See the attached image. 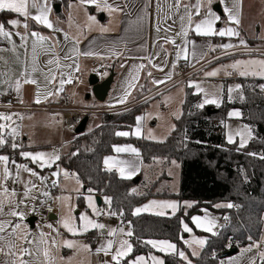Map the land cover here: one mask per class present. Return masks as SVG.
I'll use <instances>...</instances> for the list:
<instances>
[{
	"label": "snow or ice",
	"instance_id": "snow-or-ice-1",
	"mask_svg": "<svg viewBox=\"0 0 264 264\" xmlns=\"http://www.w3.org/2000/svg\"><path fill=\"white\" fill-rule=\"evenodd\" d=\"M74 5L78 8H85L86 6H95L98 11L107 12L109 16L115 19L116 15L121 13L129 15L130 13L126 10L131 6L125 3L123 6L117 2V0H73L67 7L72 9ZM224 5L223 15L218 14L215 10V6ZM147 7V5L145 6ZM241 0H231V6H228L227 0H171V3H167V11L164 10L163 6L158 3L157 8L160 11V16L158 17V23L156 25V32L160 33L164 31L165 33L172 30V24H175L176 17L180 21L179 31L175 32L173 36H164L163 40L165 43L173 45L176 49V59H184L189 62V45L195 48L194 41L188 39L189 33H194L199 37H240L241 33L238 30L241 25ZM54 11L53 0H0V13L14 14V18H10L6 21L0 20V40H5L11 47L9 49L0 48V67H6L9 65L10 60L3 55L5 51L12 54L14 61L16 63L21 62V55L25 57L24 70L18 73H14V70L8 68L7 71L0 72V96L8 95V91L3 89V85H10L14 87V91L17 94V98L20 103H23L21 97V90L24 85H35L36 94L34 103L40 104L42 102V91L40 87V82L34 78L33 73L40 72L45 81V88L43 91V100H47L49 97L58 96L60 92L64 90L66 84H72L74 82V73L80 71V65L77 63L76 58L80 55L83 56H98L101 57L99 53H93L91 51H86L81 53L77 45L79 40L76 39L73 43V47L66 53L63 58L55 56V48L58 47L59 41L53 36L42 35L39 31L34 30L33 25H39L43 28L50 29L52 32H63L65 40L72 39L67 32L60 27H57L56 21L51 19V15ZM143 11V10H142ZM226 17V20H225ZM69 23L73 22L71 12H69ZM144 17L139 16L137 20L133 23H142ZM171 20L172 24H168ZM86 27L88 30H92L93 26L98 25L97 17L94 15L86 16ZM218 22H226V27L217 28ZM164 25H167L166 27ZM99 31L101 33L109 32L110 28L103 25H98ZM22 29V31H21ZM14 37L19 38V43L14 39ZM177 37L180 38L182 43H177ZM264 39V38H262ZM162 51L163 45H159ZM210 50L215 52L217 48L222 49L224 55L231 54L229 50H236L238 48H244L248 51L247 42L244 39L239 40V44L233 43H222L215 46H209ZM23 49V53L20 52ZM53 54V59H49L46 62L48 67L47 72H44L38 66V58L42 54ZM161 53H155L159 56ZM192 56H196L195 51H192ZM123 55L121 52L113 50L111 56L120 57ZM206 53H201L200 59ZM219 57H217L218 59ZM70 60L72 63L64 65L61 60ZM141 60H146L147 65L140 63L138 65L132 66V71L129 73V77L125 80L123 94L117 99L118 104H126L129 97L132 95V89L139 87L144 88L143 84H139L140 73L145 70L149 65L153 68L163 71V68L153 63L151 57L144 56L140 57ZM55 65V69L59 70L64 67L71 69V71L65 73L60 71L57 73L51 65ZM121 67H124L121 64ZM172 67H176V63L173 62ZM227 69H231L228 71ZM224 71L225 76L238 75L240 77H260L264 79V59H249V60H235L232 64L225 66L223 69H214L212 71H205V77H215L221 71ZM57 74H59V87L55 91L48 88L49 85L57 80ZM148 77H152V72H147ZM173 77L172 72L166 73V80H171ZM151 83L153 85H159L165 83V80L152 79ZM187 87L194 88L197 94H203L202 102L195 105L198 109H203L206 105H215L217 108L221 107V93L224 91V85L213 86L216 88L215 92H209L201 86L200 83L189 81ZM259 90L264 93V83L260 84ZM242 85L237 83L233 86L227 87V100L231 102L233 100V93H241ZM239 99L243 101L245 96L241 93ZM183 103V101H181ZM10 106V105H9ZM228 117H241L242 113L237 110L229 111ZM14 117L23 120L24 117L20 113L16 112H3L0 111V148L10 147L13 150L21 149L19 151L20 157L30 161L31 164L36 165L40 169L52 168L57 161L61 159L58 149H53L51 153L38 151L30 152L24 151L23 145L17 143V137L20 136L19 125L13 127L15 123ZM147 118V115L136 117V126L131 132L117 131L115 135L117 137H127L129 135L136 136L137 138L145 139H156L151 129H149L147 136L142 137V123ZM180 116L176 115V119ZM223 123V121H222ZM228 128L226 133V142L229 145L236 144L237 152L245 149L249 142L255 137L253 135L252 127L248 124L242 125L238 130H233L230 125L225 124ZM175 126L173 125L170 131H174ZM236 137H239L237 142ZM162 142V141H160ZM199 143V142H198ZM112 151L116 154L130 153L135 157H140V152L137 148L132 145H113ZM249 156H256V153L249 152ZM73 156L77 155L76 152L72 153ZM261 160H264V155L259 156ZM15 166L16 175L13 176L9 165ZM173 165H176V161H172ZM104 170L108 173L114 170L123 179H131L135 176L140 168L131 160L120 159L118 156H105L103 158ZM178 166V165H176ZM28 173L30 177L39 180L41 185L48 180L47 176H41L33 168L29 167L27 163H16L15 160H11L9 155L0 154V264H57L59 259L60 264H65V258L62 256H57V251L60 248L74 249L76 251H83L88 254H92L93 249L87 243H80L69 239L57 240V236H60V231L58 228L54 227L52 224H48L47 227L50 229L49 232H44L41 230L39 234H34L30 229L26 220V213L23 208L28 207V201H37L38 197L34 195V190L37 189V185L33 179L27 181L20 180V173ZM53 177H58L63 175L68 178L70 175L72 178L76 179V183L79 186L75 191L79 192L80 188H83V184L80 182L79 178L75 173L69 174L67 171L59 168L57 165V170L51 173ZM11 180L12 183H23L24 192L23 198H17V192L15 189L9 188L8 182ZM53 187L58 185V180L53 179L51 181ZM87 192L89 195L84 196L87 201V206L92 210V216H110V217H123L125 213L121 210L119 213L111 210L112 198L105 196L104 203L108 205L107 210L100 209L96 206V200L90 193L93 189L88 188ZM140 194L137 189L133 188L130 195ZM41 195L44 197H49L47 191H42ZM57 201L62 204L70 200V197H56ZM44 203V201H41ZM194 204L191 202H184L181 205L177 201H157L151 200L148 203L136 207L132 211V216L138 217L142 213H150L158 217H164L170 215L175 217L177 212L183 209H191ZM214 208H233L237 207L232 203H217L213 205ZM36 209L33 207V212ZM48 211L51 212L52 208L49 207ZM74 207L69 205L66 215L61 217L60 227L66 232L70 233L72 236L82 235L89 232L90 230H100L101 235L105 237L99 247L95 248V254H103L104 257L109 259H104L100 261V264H165V260L153 254L151 251L147 255H135L136 247H149L154 249L156 252L164 253L165 255L178 256L181 261L185 264H192L188 255H186L184 250L178 248L176 243H173L167 239L157 240V239H143L141 237L135 236L134 230L132 228L131 221L128 222L127 228L123 226L119 227H107L104 223L98 222L96 219L91 218L87 213H81L79 215V224L76 223V217L72 215ZM203 216L194 215L191 217V222L197 229L203 232L210 233L212 236H217L218 233L214 231L217 227L215 217H212L207 208L201 209ZM187 215V211L184 213ZM225 220L228 219L227 216L224 217ZM180 228L183 233L191 234L193 232L192 227L185 222L183 218L179 219ZM184 245L192 247V245H197L201 249L207 244V239L205 238H195L191 240L185 239L183 236L180 237ZM250 243L246 247L240 249L238 256H230L226 260L221 259L219 264H241V259H247V264H264V237L259 241L253 240L251 236L248 237ZM232 241L225 245V247L231 248ZM193 256L199 255L195 250L192 251ZM216 258L215 252H213V259ZM67 264H71V259L67 261Z\"/></svg>",
	"mask_w": 264,
	"mask_h": 264
},
{
	"label": "trees",
	"instance_id": "trees-1",
	"mask_svg": "<svg viewBox=\"0 0 264 264\" xmlns=\"http://www.w3.org/2000/svg\"><path fill=\"white\" fill-rule=\"evenodd\" d=\"M69 0H53V4L64 7ZM61 16V12L58 14ZM264 80L241 82V93L245 99L237 97L233 102H225L217 109L195 107L200 103V96L191 88L181 107L179 119L174 121L175 130L163 142L144 138L117 137V131L130 132L135 125L136 116L142 107L125 111L121 114H108L102 118V125L95 130L82 133L71 142L68 151L61 156L64 169L75 173L83 187L93 189L92 194L112 198L111 210L125 215L117 216L121 224L131 221L135 236L143 239H167L183 248L179 219L191 224V217L207 208L219 213H226L231 224L221 229L217 236L205 234L207 244L197 257H190L192 264H218L225 250L227 238L233 235L244 242L249 236L259 239L264 219V93L259 85ZM239 109L242 120L253 129L254 139L240 152L236 144L225 142L223 131L226 113L230 109ZM199 142V143H198ZM133 144L140 150L143 164L154 159L167 162L176 161L180 165V184L177 194L154 193L146 190L140 195H130V188L135 185L134 179H121L114 173L102 168L104 156L112 154L113 145ZM10 147L0 148V153L10 152ZM77 155L73 156L72 153ZM256 153L249 156L247 153ZM152 197H173L180 201H195L193 208L177 212L176 216L158 217L150 214L132 216L135 207ZM217 203H232L236 210L229 208L214 209ZM108 206V205H107ZM195 232H198L194 229ZM95 232L89 238L91 245L95 242ZM153 252L149 247H136L135 255H146ZM213 252L216 258L213 259ZM165 264H185L178 256H163ZM259 264V263H258Z\"/></svg>",
	"mask_w": 264,
	"mask_h": 264
},
{
	"label": "crops",
	"instance_id": "crops-1",
	"mask_svg": "<svg viewBox=\"0 0 264 264\" xmlns=\"http://www.w3.org/2000/svg\"><path fill=\"white\" fill-rule=\"evenodd\" d=\"M70 2H73V0H69L64 7H61V11H60L61 16H59L53 11L51 15V19L53 21H56L57 22L56 26L62 28L64 32H67L68 35L72 39L65 40L63 32H59V33L52 32V30L43 28L42 26H39V25H33L34 30L39 31L42 35L53 36L55 37L56 40L59 41L58 47L55 48V56H58L60 58H63L66 53H69V50L73 47V43L76 39L79 40V44L77 45V47L79 48L81 53L86 52V51H91L93 53H99L101 57H105V58L101 59L95 55L94 56L80 55L78 58H76L77 63H79L80 65V71L74 73V77H75L74 82L72 84H66L64 86V90L60 92L58 96L49 97L47 100H43V91L45 88V81H44L43 75L40 72L33 73L34 78H36L40 82V87L42 91V102L40 104L34 103L35 94L37 90L35 85H24V87L21 90V97L23 99L24 104L39 105V106L47 105L50 103H58L61 101H66L67 104H69L70 106L79 107L75 105L77 104V101H79L81 98H83L84 101H86L87 103L91 102V104L88 106L98 108L99 110L102 111V113L91 115L94 118L91 122L88 132H91L95 130L96 128H99L102 125V118H103L102 116L104 115L113 114L117 112H123V111H129L134 108L142 107L140 114H138L137 116H143V115L148 116L147 110L149 109V105L151 101L152 100L154 101L157 98L164 99L166 97L165 95L171 92V89L173 88L172 84L175 83L174 80L178 76V73L176 72L177 66L181 65L183 70L187 71L189 77H191L193 72L197 69V66L199 64L206 65L205 62L214 53L213 51L210 50V47H209L210 45L212 46V44H214V46L222 44V43H233V44L238 45L239 40L242 38L247 42L248 47L264 46V45L258 44L259 42L258 40H260L258 39V32L260 30V27H259V24L257 23H254V26L252 27V29L246 31L245 33L242 30H239L241 33L240 37H235V36L234 37H219V36L199 37V36H196L194 33L190 32L188 39L194 41L195 48L193 49L192 45L188 46L189 47V62H186L182 58L180 60H177L176 55H175L176 49L174 48L173 45L165 43V41L163 40V37L166 35L173 36L175 32L179 31L180 21L178 17L175 18L176 19L175 24H172L171 20L168 21V24H172L171 31L167 33H165L164 31H161L160 33L156 32V25L158 23V17L160 16V11L157 8V4L160 3L163 6L164 10L167 11V3H171V0H117V2L120 3L122 6L125 3H127L131 7L126 10L127 12L130 13L129 15H125L121 13L119 15H116L115 19L111 18L107 12L98 11L95 8V6H86L85 8H78L74 5L72 9H68L67 5ZM192 2H194V0H192ZM227 2H228V6H231V0H227ZM109 3H112V0H109ZM241 4H242L241 21H242L243 9H246L247 11L260 10L264 12V0H241ZM146 5L147 7H145ZM223 7L224 5L215 6V10L217 11L218 14L223 15V12H222ZM69 12H71L72 19H73V22L71 24L69 23V19H68ZM89 14L97 17L98 25L109 27L110 28L109 32L101 33L99 31L98 25L93 26L92 30H88V28L86 27V23H87L86 16ZM139 16L144 17L142 23L140 24L133 23L137 20ZM10 18H14V14L0 13V20L6 21ZM225 20H226V17H225ZM164 26L166 27L167 25H164ZM226 26H227L226 22L217 23V28H224ZM14 39L17 41V43H19L18 37H14ZM263 42H264V39H263ZM177 43H182L180 38L178 37H177ZM161 44L163 45V49L166 50V52L162 51V49L159 47V45ZM10 47L11 45H9L7 41L0 40V48H4L7 50ZM113 50L121 52L123 55H121L120 57L111 56V52ZM23 51H24L23 49H20L21 53H23ZM192 51H195L196 56H192L191 54ZM157 52L161 54L159 56H156L155 53ZM201 53H206L203 59L199 58ZM208 54H210L209 58H207ZM3 55H5V57L10 60V63L6 67H0V72L7 71L8 68L13 69L14 73H18L24 70L23 61L25 60V57L23 55H21L20 63H16L14 61L12 54L8 51H5ZM144 56L151 57L153 60V63L160 65L163 68V71H159L158 69L153 68L149 65L145 70L141 71L140 73L139 84H143L144 88L140 89L139 87H137L135 89H132V95L131 97H129L128 102L126 104H118L117 99L123 94V88L125 86L124 82L129 77V73L132 71V66L138 65L140 63H144L147 65L146 60L139 59L140 57H144ZM49 59H53L52 53L42 54L38 58V66L41 69H43L44 72H47L48 70L49 66H46V62ZM61 62L64 65L72 63V61L70 60H63V59L61 60ZM173 62L176 63L175 68L172 67ZM121 64H123L124 67H121ZM50 67L56 70L54 64L51 65ZM99 69H102L101 73H99ZM56 71L57 73H59L60 71L67 73L71 71V69L64 67ZM148 71L152 72V77L147 76ZM110 72H113L114 74L113 81L110 86V90L104 102L100 106L99 105L97 106L95 104L96 99L92 98L91 95H89L91 91V87L88 85V77L91 74H96L100 78V80H103L109 75ZM168 72L173 73V77L171 80H166V73ZM76 74H79V76H76ZM59 79H60V76L59 74H57V80L53 83V85H49L48 88L55 91V89L59 87V83H58ZM152 79L165 80V83H162L159 85H153L151 83ZM260 80H264V79H260ZM3 89L6 91H10L12 94H14L17 97V94L15 93L13 86L3 85ZM144 107H146V111L143 110ZM150 119L146 118L142 123V128H141L142 137L145 136V132L149 131V127L146 124H148L147 122H149ZM14 121H15V126L19 125V131L21 133L22 132V127L20 124L21 120L14 117ZM135 126H136V120H135ZM134 128L132 130H134ZM129 136H132V135H129ZM133 137H136V136H133ZM150 141H155V140H150ZM16 142L23 145V150L27 149L26 143H25L26 139H23V141H20V138L17 137ZM66 143L68 144L70 143V138L67 142H62L60 144V151H61L60 156L64 154L63 152H64V147L66 146ZM118 145L119 146L132 145L133 147L137 148L133 144H127V143L118 144ZM20 150L21 149H17V150H12L10 152H4L0 154L10 156L13 153L14 157L10 156L11 160H15L16 163H27L29 167L33 166L31 163H28L26 159L20 157L19 155ZM111 155L118 156V158L120 159L131 160L139 166L140 171L135 176L131 177V179H134L137 181L135 182V185L130 188L129 190L130 193H131V190L135 188L137 189L138 193L142 194L146 190L153 189L152 187H154L153 189L154 193H159V194L161 193L177 194L178 193L179 184H180V170H179V175H178L179 182L174 187L175 189L170 190L169 186L173 180V178L171 177L172 174L170 172L171 170L174 169L173 167H175L176 170L178 166L180 168L179 163L176 162V165H178L176 166L172 164V161L167 162L162 159H154L152 162L148 164H143L140 157L137 158L133 154H130V153L116 154L112 152ZM9 166H14V165L10 164ZM102 168L104 169L103 159H102ZM51 169L55 170L56 165ZM62 169L67 171L68 173L70 172L64 168ZM46 170H47L46 168L43 170L44 171L43 176H46V175L49 176V173L45 172ZM143 171L145 172L144 175H143ZM113 173L116 174L119 178H121L115 170L113 171ZM147 176H149V179L146 178ZM58 179L60 181V188H61V186L63 187L65 185L62 181L63 175H60V177L58 176ZM52 180L53 179L48 178V180L45 181L43 184V186L45 185L46 191L48 193H49L50 187L52 186L51 184ZM34 181L35 183H38V184L40 183L39 180L34 179ZM74 183H76V181H74ZM23 186L24 185L20 183H17L14 185V189L17 192V198H23V195L21 193V189ZM75 193H72V194H75ZM63 194L64 192L62 193V195ZM140 194H132V195H140ZM62 195L60 197H62ZM76 195L78 196L76 198L77 205L84 206V196L89 195L87 190L83 192V188H80V193L78 194L76 193ZM90 195H92L93 198H95L96 196L92 193H90ZM44 198L45 197L41 195L38 197L37 201H28V207L23 208L22 206V210L25 211L26 219L28 221L26 222L25 220V223L28 224L29 229L31 231H33L34 229L33 226L35 223L33 222H35L34 221L35 218L36 220H41L43 223L52 224L56 228H58V225L60 224L59 211L61 208V202L57 201L58 209L55 213L46 214L41 207L42 206L41 201H43ZM151 200L177 201L181 205H183L184 202H191L193 204H196L195 201H188V200L180 201L173 197H152L150 199H147L145 202H143L138 207L148 203ZM101 204L104 205L102 197H101ZM33 207L36 209L35 212H33ZM214 209L217 210L220 208H214ZM182 210L185 213V211L189 209L182 208ZM208 211L216 219L217 227L215 228L214 231L218 232L220 229L219 228L220 217L221 215L225 213H219L213 210H208ZM76 213H78V211H76ZM142 214H150V213H142ZM45 215H47L48 217H45ZM167 216H171L170 212H169V215ZM109 221L115 224L122 225L117 216L111 217ZM124 225L126 227L128 226L126 224ZM59 231H60V228H59ZM92 232L93 231L89 232V235H88L89 237ZM61 236L62 234L60 236H57V240H59ZM95 237H96V234H95ZM65 253H67V250L65 251ZM237 253L238 251L235 254L230 255V256H238L239 254ZM230 256L220 258L218 261V264L221 259L226 260ZM241 264H247L246 257L241 259Z\"/></svg>",
	"mask_w": 264,
	"mask_h": 264
},
{
	"label": "rangeland",
	"instance_id": "rangeland-1",
	"mask_svg": "<svg viewBox=\"0 0 264 264\" xmlns=\"http://www.w3.org/2000/svg\"><path fill=\"white\" fill-rule=\"evenodd\" d=\"M254 23L259 24V27H260V30L258 32V39H260V40H258L259 41L258 44L264 45V42L262 39V38H264V12L260 11V10H258V11H250V10L247 11L246 9H243L242 21H241V25H240L238 30H242L245 33L246 31L252 29V27L254 26ZM212 46H214V44H212ZM241 48H239V49H241ZM257 48L263 49L264 46H260ZM219 50L223 51L222 49H219ZM209 57H210V54L207 55V58H209ZM249 59H264V57L261 55L253 54L252 51H249L248 53H241V52L237 51V52H234L232 54L225 55L221 58H218L217 60H213L209 63H206V65H203V64L200 65L199 64L198 65L199 67L197 66V69L193 72V74L191 75V77L189 79H187L185 81L179 80V81H176L174 84H172L173 88L171 89V92L167 93V95H165L166 97L164 99L163 98H161V99L157 98L154 101L152 100L150 105H149V109L147 110V113H148L147 119H150V118H152V119H150V121L147 122L148 124H146V125L149 127V129L152 130L156 139H148V140H155V142H160V141L163 142V141H165L167 136L171 133L170 129L174 125V120L176 119V115H179V116L181 115V107H182L181 101H184V98L186 95V90L189 88V87H187V84L189 81L200 83L201 86L203 88H205L206 90H208L209 92H215L216 91V88L213 86L224 85V91H223V93H221V101H222L221 106H222L223 103L228 102V100H227V87L228 86H233L237 83L241 84V82H243V81L260 80L261 79L260 77H253V76H248V77H240L238 75L225 76L223 70L215 77H205L204 76L205 71H212L214 69H223L225 66L232 64L235 60H249ZM227 70L231 71V69H227ZM191 89H192L194 94H197L196 90L194 88H191ZM240 94L241 93H235L234 92L233 93V100H235L237 97H239ZM89 95H91V97L94 98L91 91H90ZM198 95L200 96V102H202L203 94L201 93ZM233 100L231 102H233ZM95 102H96L95 104L97 106L98 105L100 106L103 103V102H98V101H95ZM90 104H91V102L87 103L86 101H84L83 98H81L79 101H77V104L75 106L89 107L88 105H90ZM206 106L208 108L217 109V107L215 105H206ZM143 110L146 111V107H144ZM233 110L240 111L239 109H233V108L228 110L226 113V116L223 120V124L224 125L225 124L230 125L231 128L235 131V130L240 129L242 127V125L247 124V123H245L242 120V115L239 118L228 117V115H227L228 112L233 111ZM123 112H125V111H123ZM123 112H117V113H113V114H121ZM23 117H24V119L20 121V124L22 127V132L20 133L19 138H20V141H23V139H26L25 143H26L27 149L24 151H30V152L43 151V152L51 153L53 151V149H58L59 154L61 155L60 144L62 142H67L70 138V143L69 144L66 143V146L64 147L63 153L65 154L68 151L71 142H73L78 136L77 134L74 133V129H67L65 131H61L57 117L49 115L45 112L40 111V112H35V113H28V114H25ZM93 118H94L93 116L88 117L85 133L88 132ZM12 126L15 127V123ZM228 130L229 129L224 126L223 135H224L225 142H226V133L228 132ZM147 133L148 132H145V136H147ZM236 140L238 142L239 137H236ZM12 150L13 149H11L10 151H12ZM10 156L14 157V154L12 153ZM27 162L30 163V161H28V160H27ZM57 163L58 162H56V164L53 165V167L56 165L55 170H52L51 168H46L47 170L45 172L49 173V176L46 175L48 178L58 179V177H53L51 175V173L53 171L57 170ZM32 165L33 166H31V168H33V170L37 171L41 176H43V174H44L43 170L44 169H40L34 164H32ZM9 167H10V170L12 171L13 176H15L16 175L15 167L14 166H9ZM173 168H174L173 170L170 169L171 172L169 170V172L172 174L171 177L173 178L172 183L169 186L170 190H174L175 189L174 187L179 182V176L178 175H179L180 168H179V166L177 167V170L175 169V167H173ZM144 173L145 172L143 171V175H144ZM70 178L71 177L65 178L63 176V179H62L63 183L65 184L63 187L61 186L62 191L64 192L62 197H70V200H68L67 202H64L63 204L61 203V208L59 211V220H61L62 216L66 215L68 206L71 205L74 207V211L72 212V215L74 217H76V223L77 224H79V215L81 213H87L91 218L96 219L98 222L104 223L109 228L119 227V226H123V227L127 228L124 224L119 225V224H115L113 222H110L109 221L111 219L110 216H100V217L92 216V210L87 206V201L85 199H84V206H78L76 203V198L78 197L76 195V193L78 194V193H80V191L79 192L75 191V188L76 187L78 188L79 186L76 183H74L73 178H71V179ZM146 178L149 179V176H147ZM29 179L34 180L35 178L30 177L28 173H23V172L20 173V180L21 181H27ZM8 184H9V188L11 190V189H14V185L17 183H12L10 180L8 182ZM20 184H23V183H20ZM36 185H37V189L34 190L33 194L36 195L37 197H39V196H41L42 191H46V187H45V185L44 186L41 185V183H39V184L36 183ZM23 192H24V186L21 189L22 195H23ZM72 193H75V194H72ZM103 202H104V198H103ZM104 205H106V204L104 203ZM96 206L101 209V207L98 206L97 203H96ZM76 211H78V213H76ZM150 215H152V214H150ZM194 215L203 216L204 214L202 212V213H198V214H194ZM45 217H48V216L45 215ZM212 217H214V216H212ZM34 221L35 222H33V223H35V224L33 226L34 229L32 231L34 234L38 235L41 230H43L44 232L50 231V229L47 227V225H48L47 223H43L41 220H36V218ZM26 222H28L27 219H26ZM54 222H56V221H54ZM263 223H264V219H263ZM191 224H192V222H191ZM192 226L198 232H195L194 229L192 228L193 232L191 234L186 233L187 236L185 237V239L191 240L193 237L206 239L205 234H210V233L203 232L200 229H197L195 227V225H193V224H192ZM59 228H60V232L62 234L61 238L73 240V241L80 242V243H87L93 249L92 254H88L86 252L76 251L74 249L60 248L56 254L58 257L62 256L65 258V264H67V261L69 260V258L71 259V264H100V261H102L104 259H109L108 257H104L103 254H100L99 256L95 254V248L99 247L100 243H102L103 240L105 239V237L101 235L100 230H90V231L95 232V234H96L95 242L93 245H91V243L84 241L85 237L90 238L88 236L90 231L87 233H84L82 235L72 236L70 233L66 232L63 228H61L60 224L58 225V229ZM262 237H264V224H263V228H262V232H261V235L259 237V240ZM61 238H59V240ZM180 249L185 251V253H186V255H188L189 259H190V257H196V256L192 255L193 250L197 251L198 253H200V251L202 250L197 245H192V247H189V246L184 245V244H183V248H180ZM240 249L238 250L237 254H239ZM66 250H67V253H65ZM152 250H153V252H152L153 254L157 255L158 257H160L162 259H163V256H165L164 253L156 252L154 249H152ZM57 264H60L59 259L57 260Z\"/></svg>",
	"mask_w": 264,
	"mask_h": 264
},
{
	"label": "built area",
	"instance_id": "built-area-1",
	"mask_svg": "<svg viewBox=\"0 0 264 264\" xmlns=\"http://www.w3.org/2000/svg\"><path fill=\"white\" fill-rule=\"evenodd\" d=\"M248 49H251L253 54L261 55L264 57V48L262 49V48H257V47H248ZM237 51H239L241 53H248L249 52L248 50H246L244 48L236 49V50H229V52L231 54L234 52H237ZM223 56H225L224 52L220 51L219 49H216V51L212 54V56L205 63H209L213 60H217V57L221 58ZM101 71H102V69H99V73H101ZM176 72L178 73V76L175 78V80H174L175 82L179 81V80L185 81V80L190 78L188 75V72L184 71L181 65L177 66ZM76 76H79V74H76ZM8 93H9L8 95L0 96V111L6 112V113L7 112H16V113H20L21 115H24L26 113L40 112V111L45 112L49 115L57 117L61 131H65L67 129H74L84 117H89V116L94 115V114L102 113V111L99 110L98 108L74 107V106H70L69 104H67L66 101H61L58 103H50V104L43 105V106L26 105L24 103H20L19 99L14 94H12L10 91H8ZM58 165H59V168H61V169L63 168L61 159L59 160ZM71 173L72 172H69V174H71ZM111 173H113V172H111ZM69 177H71V175ZM73 179H74V181H76L75 178H73ZM62 193L63 192L60 188V181L58 179V185L55 187L51 186L50 190H49V197H45L43 200L44 203H42L41 207L46 214L55 213L57 211L58 203H57V200L55 198L60 197L62 195ZM49 207L52 208L51 212L48 211ZM101 209L107 210L108 208L106 205L101 204ZM231 209L236 210L237 207H233ZM225 216L228 217L227 220L224 219ZM230 224H231L230 217L226 213L221 215L220 220H219L220 230L229 228ZM229 240L232 241L233 246L231 248H236L237 251L242 247H246L250 243L248 238L246 241L242 242V241L238 240L236 237H234L233 235L228 236L227 243L229 242ZM253 240L259 241V239H253ZM84 241L89 243V238L85 237ZM229 249L230 248L225 247L224 252L229 250Z\"/></svg>",
	"mask_w": 264,
	"mask_h": 264
},
{
	"label": "water",
	"instance_id": "water-1",
	"mask_svg": "<svg viewBox=\"0 0 264 264\" xmlns=\"http://www.w3.org/2000/svg\"><path fill=\"white\" fill-rule=\"evenodd\" d=\"M61 11V6L58 4L54 5V12L56 14H59ZM114 74L113 72H110L109 75L104 78L103 80H100V78L96 74H91L88 77V85L91 87V93L93 97L96 99L98 102H104L109 90L110 86L113 81ZM88 121V117H84L79 124L74 128V133L79 135L84 133L85 127ZM137 180H134L136 182ZM86 191V188L83 187V192ZM95 200L98 206L101 205V197L99 195L95 196ZM237 252L236 248H230L229 250L223 252L221 254V258L233 255Z\"/></svg>",
	"mask_w": 264,
	"mask_h": 264
}]
</instances>
